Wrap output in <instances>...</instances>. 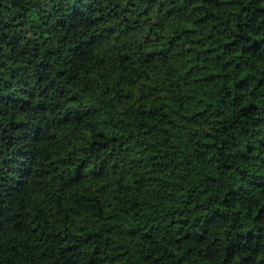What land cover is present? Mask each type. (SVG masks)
Masks as SVG:
<instances>
[{"label":"trees","instance_id":"16d2710c","mask_svg":"<svg viewBox=\"0 0 264 264\" xmlns=\"http://www.w3.org/2000/svg\"><path fill=\"white\" fill-rule=\"evenodd\" d=\"M0 264H264V0H0Z\"/></svg>","mask_w":264,"mask_h":264}]
</instances>
